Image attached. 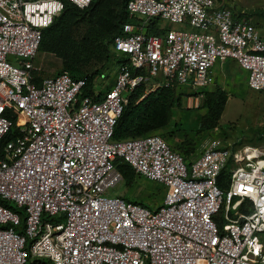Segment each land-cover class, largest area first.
<instances>
[{
	"label": "built area",
	"instance_id": "1",
	"mask_svg": "<svg viewBox=\"0 0 264 264\" xmlns=\"http://www.w3.org/2000/svg\"><path fill=\"white\" fill-rule=\"evenodd\" d=\"M92 1L0 0V140L16 131L0 159V264H264V152L213 140L187 161L158 135L113 140L138 89L137 103L202 90L217 63L264 91V39L219 0H128L112 42L122 63L93 78L90 94L66 72L35 85L42 31L65 2ZM118 160L163 189L159 206L108 196L122 181ZM56 216L63 223L45 221Z\"/></svg>",
	"mask_w": 264,
	"mask_h": 264
},
{
	"label": "trees",
	"instance_id": "2",
	"mask_svg": "<svg viewBox=\"0 0 264 264\" xmlns=\"http://www.w3.org/2000/svg\"><path fill=\"white\" fill-rule=\"evenodd\" d=\"M127 2L128 0H93L84 9L65 3L60 15L42 31L39 49L32 61L36 68L33 83L39 86L43 79L66 72L74 79L85 78L87 85L84 94H90L93 78L103 75L107 78V73L114 71L122 63V57L115 53L112 42L115 36L121 34L122 25L127 21ZM152 31L151 33L157 34ZM39 57L47 59L46 70L39 62ZM142 95L143 89H138L129 97L128 104L114 127V141L151 134L170 122L172 109L178 107L176 102L179 101H176L174 89L156 90L137 103ZM226 100V93L219 88L207 94L204 100L206 113L198 126L200 131L215 124L223 112ZM15 134L16 131L11 130L0 140V159L4 156L5 144ZM115 166L128 186L136 181L134 171L128 164L118 160ZM228 181L229 173L223 170L218 178L219 187L226 191ZM243 209L244 203L240 207V210Z\"/></svg>",
	"mask_w": 264,
	"mask_h": 264
},
{
	"label": "rangeland",
	"instance_id": "3",
	"mask_svg": "<svg viewBox=\"0 0 264 264\" xmlns=\"http://www.w3.org/2000/svg\"><path fill=\"white\" fill-rule=\"evenodd\" d=\"M219 1L236 15L254 25L264 39V0ZM162 25L167 24L163 22ZM169 28L175 31L181 30L178 25H169ZM46 60L39 57L44 70L48 67ZM220 67L213 88L208 90L204 88L199 95L190 96L193 98L203 96V104L199 108H195V103L192 107L187 106L186 100L189 96L182 95L186 100L183 101V106H176L173 120L163 129L152 133L162 137L170 147L186 156L188 161L197 158L207 143L213 140L230 144L232 152L247 147L264 152V91L257 93L249 90L246 84L247 74L236 64L227 62ZM111 80L112 78L108 82ZM217 88L223 90L227 96L223 112L212 127L200 131L198 126L206 113L204 100L207 94L214 92ZM195 92L196 90H193V93ZM233 166V162H229L225 171L228 173ZM108 196H120L126 201L142 203L153 208L161 204L163 189L144 179L134 180L128 186L122 179L108 191ZM63 220L64 216L45 219L50 224L63 223ZM262 241L264 244V236Z\"/></svg>",
	"mask_w": 264,
	"mask_h": 264
},
{
	"label": "crops",
	"instance_id": "4",
	"mask_svg": "<svg viewBox=\"0 0 264 264\" xmlns=\"http://www.w3.org/2000/svg\"><path fill=\"white\" fill-rule=\"evenodd\" d=\"M224 63H227V62H224ZM224 63H217L214 68H213V74H214V84L210 87H207L206 89L208 90L209 88H213L215 86V78H217L218 74H219V69L221 68L220 65H223ZM230 63H233V62H230ZM235 64V63H234ZM243 71V70H242ZM244 72V71H243ZM246 73V72H244ZM175 90V94H176V101L179 100L178 102H176V104H178V107H181L183 106V101L186 100L185 98L183 99L182 95H187L189 96L186 100V105L189 106V107H192L195 103V108H199L200 105L203 104V96L200 95L199 97H190L192 95H199L202 90L201 89H198L196 90L195 93H193V90L188 88V87H179V88H176L174 89ZM206 90V91H207ZM212 93V92H211ZM258 93V92H257ZM177 109V107L175 106L173 109H172V116H171V120H173V116L175 114V110ZM170 120V121H171ZM163 129V128H162ZM160 130V129H159ZM151 135H154L151 133ZM184 158L187 160L186 156H184ZM188 161V160H187ZM120 197V196H119Z\"/></svg>",
	"mask_w": 264,
	"mask_h": 264
},
{
	"label": "bare ground",
	"instance_id": "5",
	"mask_svg": "<svg viewBox=\"0 0 264 264\" xmlns=\"http://www.w3.org/2000/svg\"><path fill=\"white\" fill-rule=\"evenodd\" d=\"M22 122H23L22 119H20V120H19V123H22Z\"/></svg>",
	"mask_w": 264,
	"mask_h": 264
},
{
	"label": "clouds",
	"instance_id": "6",
	"mask_svg": "<svg viewBox=\"0 0 264 264\" xmlns=\"http://www.w3.org/2000/svg\"><path fill=\"white\" fill-rule=\"evenodd\" d=\"M65 3H68V2H65ZM59 15H60V14H59ZM59 15H58V16H59Z\"/></svg>",
	"mask_w": 264,
	"mask_h": 264
}]
</instances>
